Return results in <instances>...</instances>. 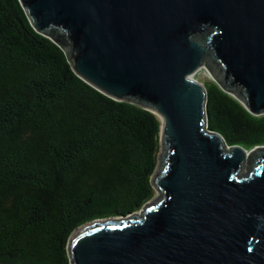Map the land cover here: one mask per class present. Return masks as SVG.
<instances>
[{"label": "water", "instance_id": "95a60500", "mask_svg": "<svg viewBox=\"0 0 264 264\" xmlns=\"http://www.w3.org/2000/svg\"><path fill=\"white\" fill-rule=\"evenodd\" d=\"M20 2L83 80L162 122L157 195L78 227L72 264H264V147L210 129L207 87L194 77L207 68L264 114V0Z\"/></svg>", "mask_w": 264, "mask_h": 264}, {"label": "trees", "instance_id": "16d2710c", "mask_svg": "<svg viewBox=\"0 0 264 264\" xmlns=\"http://www.w3.org/2000/svg\"><path fill=\"white\" fill-rule=\"evenodd\" d=\"M205 85L209 128L264 147V114ZM161 124L83 80L20 0H0V264H72L78 227L140 211L158 192Z\"/></svg>", "mask_w": 264, "mask_h": 264}, {"label": "rangeland", "instance_id": "374dc122", "mask_svg": "<svg viewBox=\"0 0 264 264\" xmlns=\"http://www.w3.org/2000/svg\"><path fill=\"white\" fill-rule=\"evenodd\" d=\"M197 80L201 81L202 83L205 84V82H208L210 80H215L208 72L207 68H202L201 70H199L195 76H194ZM256 147H260V146H256ZM255 148V147H254ZM251 150V149H250Z\"/></svg>", "mask_w": 264, "mask_h": 264}, {"label": "flooded vegetation", "instance_id": "af4514ba", "mask_svg": "<svg viewBox=\"0 0 264 264\" xmlns=\"http://www.w3.org/2000/svg\"><path fill=\"white\" fill-rule=\"evenodd\" d=\"M234 87L239 88L240 86L238 84L234 83Z\"/></svg>", "mask_w": 264, "mask_h": 264}]
</instances>
